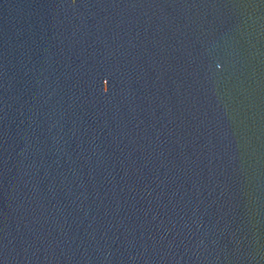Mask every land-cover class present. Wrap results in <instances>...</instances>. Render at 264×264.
<instances>
[{"label":"water","instance_id":"obj_1","mask_svg":"<svg viewBox=\"0 0 264 264\" xmlns=\"http://www.w3.org/2000/svg\"><path fill=\"white\" fill-rule=\"evenodd\" d=\"M0 264H264V0H0Z\"/></svg>","mask_w":264,"mask_h":264}]
</instances>
